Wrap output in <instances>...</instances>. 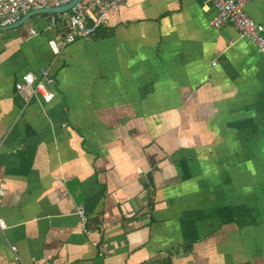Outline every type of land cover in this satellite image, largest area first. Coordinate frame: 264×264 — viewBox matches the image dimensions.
<instances>
[{
	"label": "crops",
	"instance_id": "1",
	"mask_svg": "<svg viewBox=\"0 0 264 264\" xmlns=\"http://www.w3.org/2000/svg\"><path fill=\"white\" fill-rule=\"evenodd\" d=\"M216 12L122 0L57 56L46 14L0 30V264H264V54Z\"/></svg>",
	"mask_w": 264,
	"mask_h": 264
},
{
	"label": "built area",
	"instance_id": "2",
	"mask_svg": "<svg viewBox=\"0 0 264 264\" xmlns=\"http://www.w3.org/2000/svg\"><path fill=\"white\" fill-rule=\"evenodd\" d=\"M72 0H0V25H11L19 21L29 11L45 7H60ZM217 9L211 19L213 27L232 24L241 37L252 41L257 49L264 54V23L256 22L244 10V6L251 0H209ZM122 0H80L70 10L62 13L46 14L49 25L56 26L62 22L59 32L60 39H49L48 44L54 56L61 54L62 50L81 38H88L106 23L108 15L116 11ZM35 34V31H32ZM55 78L47 68H41L39 73H25L17 90L25 101L33 97L41 98L45 103L53 100L55 96ZM3 190L0 188V196ZM82 230L89 234L87 228L88 216L82 206L76 207ZM6 227L5 221L0 219V228ZM101 254H107L104 244L100 246ZM15 250V247H12Z\"/></svg>",
	"mask_w": 264,
	"mask_h": 264
},
{
	"label": "water",
	"instance_id": "3",
	"mask_svg": "<svg viewBox=\"0 0 264 264\" xmlns=\"http://www.w3.org/2000/svg\"><path fill=\"white\" fill-rule=\"evenodd\" d=\"M80 0H72L70 3L64 5V6H60V7H45V8H41V9H35L32 11H29L26 15H24L19 21H17L16 23H13L11 25H0V30H8V29H12V28H16L18 26H20L21 24H23L29 17L36 15V14H49V13H62L65 11L70 10V8L72 6H74L75 4H77Z\"/></svg>",
	"mask_w": 264,
	"mask_h": 264
},
{
	"label": "trees",
	"instance_id": "4",
	"mask_svg": "<svg viewBox=\"0 0 264 264\" xmlns=\"http://www.w3.org/2000/svg\"><path fill=\"white\" fill-rule=\"evenodd\" d=\"M102 30H104V28H103V26H101V27H99L97 30H96V32H95V36H98V33L101 31V32H103ZM109 34V33H108ZM108 34H106V33H102L100 36H102V37H105V36H107Z\"/></svg>",
	"mask_w": 264,
	"mask_h": 264
}]
</instances>
